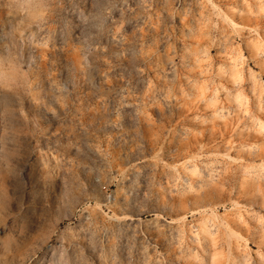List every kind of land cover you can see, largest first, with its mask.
I'll use <instances>...</instances> for the list:
<instances>
[{"label": "rangeland", "instance_id": "obj_1", "mask_svg": "<svg viewBox=\"0 0 264 264\" xmlns=\"http://www.w3.org/2000/svg\"><path fill=\"white\" fill-rule=\"evenodd\" d=\"M0 264H264V0H0Z\"/></svg>", "mask_w": 264, "mask_h": 264}]
</instances>
